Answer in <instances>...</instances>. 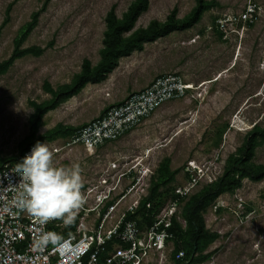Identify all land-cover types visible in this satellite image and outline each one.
Wrapping results in <instances>:
<instances>
[{"label":"rangeland","instance_id":"1","mask_svg":"<svg viewBox=\"0 0 264 264\" xmlns=\"http://www.w3.org/2000/svg\"><path fill=\"white\" fill-rule=\"evenodd\" d=\"M133 1L0 0V25L14 3L0 35V63L12 55L15 39L38 11L39 21L21 48H47L41 56L16 60L0 74V165L23 151L31 134L32 104L52 97L45 84L57 89L71 83L86 59L96 65L107 13L114 6L121 17ZM208 1L211 8L194 27L146 43L144 50L121 58L106 80L88 84L45 114L34 142H50L43 137L57 125L79 129L158 77L178 74L193 90L167 102L115 146L129 153L153 147L152 182L162 183L163 191L182 182L191 161L206 171L218 167L222 175L247 133L264 127V0ZM195 5V0H149L136 28L152 20L164 22L173 10L184 18ZM252 163L264 165V143ZM203 216L206 229L218 235L205 252L204 264H264V179H242Z\"/></svg>","mask_w":264,"mask_h":264},{"label":"built area","instance_id":"2","mask_svg":"<svg viewBox=\"0 0 264 264\" xmlns=\"http://www.w3.org/2000/svg\"><path fill=\"white\" fill-rule=\"evenodd\" d=\"M191 90L181 75H162L71 136L45 143L55 167L75 164L81 170L83 203L71 223L53 219L40 225L16 203L21 191L17 164L35 144L17 164L6 163L0 170V264H204L190 263L184 250L175 254L173 228L177 223L187 230L184 206L200 187L218 180V167L206 171L189 162L182 182L156 206L159 201L150 200L155 149L129 153L115 146ZM42 231L58 239L37 251L34 241Z\"/></svg>","mask_w":264,"mask_h":264},{"label":"trees","instance_id":"3","mask_svg":"<svg viewBox=\"0 0 264 264\" xmlns=\"http://www.w3.org/2000/svg\"><path fill=\"white\" fill-rule=\"evenodd\" d=\"M47 1L49 2V0ZM195 1V7L184 18H178L177 11L173 10L164 22L152 20L148 26L139 28H136V23L141 14L148 9L149 0H134L121 17L117 15L113 6L105 18L106 30L99 62L93 65L90 60H84L81 71L74 76L72 82L57 89L52 88L49 83L45 84L47 92L52 96L51 99L44 103L34 102L32 104L34 113L31 117V134L25 140L26 145L17 158L2 163L0 170L6 163L17 164L23 152L38 142H34V139L44 115L49 111L55 110L67 100L77 96L88 84H99L106 80L107 76L118 67L121 58L130 56L134 51L144 50L146 43L154 42L175 31L189 30L198 24L212 4L208 0ZM13 5L14 3L9 5L6 18L0 25V35L3 28L9 23ZM40 14L41 11L34 13L32 20L15 39V49L12 55L0 63V74L6 73L16 60L24 56H41L45 52L47 48L41 46L21 48L37 25ZM76 130L72 127L57 125L43 138L51 141L67 138ZM263 143L264 127H254L247 133L243 145L228 158L224 172L218 180L204 186L189 198L184 206V217L188 221L187 230L184 231L179 224H174L173 232L177 236L175 254L184 250L190 263H201L207 259L208 255L205 252L218 235L206 229L203 212L222 194L237 187L242 179L247 178L253 182L264 179V165L252 163L257 148ZM161 186L162 183L152 182L150 200L152 202L159 201V203H155L156 206L163 202V199L169 196L173 189L172 187L170 191H163Z\"/></svg>","mask_w":264,"mask_h":264},{"label":"clouds","instance_id":"4","mask_svg":"<svg viewBox=\"0 0 264 264\" xmlns=\"http://www.w3.org/2000/svg\"><path fill=\"white\" fill-rule=\"evenodd\" d=\"M79 165L55 167L50 149L45 143H36L30 154L17 164L20 176L16 203L33 215L40 225L53 219L71 223L75 210L83 203L82 177ZM55 233L41 232L34 241L37 251L56 242Z\"/></svg>","mask_w":264,"mask_h":264},{"label":"bare ground","instance_id":"5","mask_svg":"<svg viewBox=\"0 0 264 264\" xmlns=\"http://www.w3.org/2000/svg\"><path fill=\"white\" fill-rule=\"evenodd\" d=\"M191 87V86H190Z\"/></svg>","mask_w":264,"mask_h":264}]
</instances>
